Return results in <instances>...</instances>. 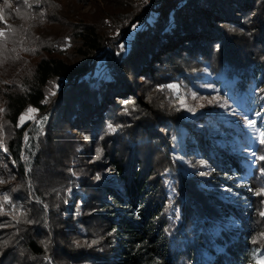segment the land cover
I'll return each mask as SVG.
<instances>
[{"label":"trees","instance_id":"1","mask_svg":"<svg viewBox=\"0 0 264 264\" xmlns=\"http://www.w3.org/2000/svg\"><path fill=\"white\" fill-rule=\"evenodd\" d=\"M15 3L0 264H257L264 0Z\"/></svg>","mask_w":264,"mask_h":264},{"label":"rangeland","instance_id":"2","mask_svg":"<svg viewBox=\"0 0 264 264\" xmlns=\"http://www.w3.org/2000/svg\"><path fill=\"white\" fill-rule=\"evenodd\" d=\"M97 1H101V0H97ZM147 2H150L151 0H146ZM16 0H7V3L9 6V8L13 11L17 10V4L15 3ZM5 7V0H0V33H2V35H0V37L6 35L9 31H10V22L8 19H6L3 14H2V9ZM34 111L32 113H28V111L23 115L25 116L26 118L24 119V121L26 120H29L30 119V124H32L34 122V120H36L38 117V114L34 115ZM234 120H235V123L238 124V126L240 127H245L246 125L248 124H251V123H248L246 122V120L244 119L243 116L240 115V113L238 114H235L234 115ZM250 131V130H249ZM249 131H245V133L249 132ZM27 138V135L24 134L23 137H22V143L26 140ZM27 171V168L25 167V172ZM26 175V174H25ZM8 177V174H0V185H5L8 186V180L6 179ZM27 188L29 190L30 188V182L28 180V185H27ZM257 264H264V256L259 260V262Z\"/></svg>","mask_w":264,"mask_h":264},{"label":"snow or ice","instance_id":"3","mask_svg":"<svg viewBox=\"0 0 264 264\" xmlns=\"http://www.w3.org/2000/svg\"><path fill=\"white\" fill-rule=\"evenodd\" d=\"M8 6H10V5H8L7 0H5V7H8ZM0 35H2V33H0ZM0 111H2V109H0ZM33 111H34V110L31 109V108L28 109V113H29V114L32 113ZM25 118H26L25 116H21V118H20L21 123H23V121H24ZM262 142H264V141H262ZM258 159H264V157H259ZM257 195H264V192H258ZM3 202H4L5 204L8 203V197H7V196H4V197H3ZM0 212H2V209H0ZM261 215H264V212H262ZM261 239H264V235L261 236ZM253 242L255 243L256 241H253ZM254 258H255V257H254Z\"/></svg>","mask_w":264,"mask_h":264}]
</instances>
